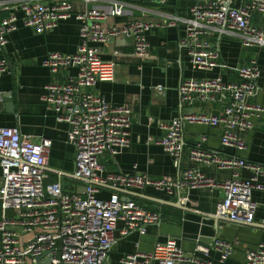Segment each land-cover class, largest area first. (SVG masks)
<instances>
[{
	"label": "built area",
	"instance_id": "1",
	"mask_svg": "<svg viewBox=\"0 0 264 264\" xmlns=\"http://www.w3.org/2000/svg\"><path fill=\"white\" fill-rule=\"evenodd\" d=\"M7 1L12 0H0ZM231 1L192 0L188 18L172 16L168 21V25L182 24L179 44L186 50L192 69L211 71L218 66V45L210 40L214 32L237 31L242 45L264 47V28L250 23L253 11L264 14V0H250L240 6H232ZM15 7L22 13L20 20L11 11L0 22V75L12 72L5 46L7 35L19 25L43 33L72 15L79 21L77 50L53 51L42 61L50 73L75 67L76 74L69 75L63 83H46L40 98L57 121L68 124L66 142L75 149L74 175L88 182L71 192L64 191L59 182L45 183L50 140L35 142L22 135L16 126H0V264H37V261L43 264L48 258V264H210L207 256L211 250L218 253L223 264L233 244L219 237L212 238L207 245L197 243L193 252H185L176 238L168 236L155 241L148 252L125 253L115 263L109 259L118 236L130 232L142 235L148 225L157 224L161 217L131 199L122 200L117 190H112L107 199L98 197L100 187L107 183L114 188L152 187L168 193L176 189L184 194L180 197L182 203L193 188L219 190L222 197L214 214L236 223L253 222L256 202L251 193L264 190V164L234 155H214L202 147L205 135L190 149V159L229 170L230 176L222 181L205 175L196 166L186 168L176 180L153 179L143 173L102 172L97 157H114L130 143L132 109L128 103L112 105L92 93L96 83L113 81L116 73V61L102 58L98 44L106 43L110 37L127 36L132 39L134 55L146 59L149 57L146 32L155 23L135 19L102 27L100 20L123 14L124 7L119 1H114L108 10L93 7L75 14L67 0L52 5L19 0ZM236 72L238 80L233 82L223 81L218 74L186 79L179 84L180 103L193 96L204 100L221 95L226 101L220 115L181 113L167 123H160L165 133L157 144L172 157L174 165L181 156L186 123L221 126V145L245 149L240 133L252 129V118L264 112L262 105L248 101L257 91L260 69L252 59ZM241 169L249 172L247 178L239 176ZM243 264H264V241L245 249Z\"/></svg>",
	"mask_w": 264,
	"mask_h": 264
},
{
	"label": "crops",
	"instance_id": "2",
	"mask_svg": "<svg viewBox=\"0 0 264 264\" xmlns=\"http://www.w3.org/2000/svg\"><path fill=\"white\" fill-rule=\"evenodd\" d=\"M42 4H56L62 0H33ZM73 14L90 8L110 9L114 1L123 4L120 16H108L99 23L107 28L128 20H147L155 23L146 32L149 43V57L137 58L133 53L132 39L127 36L110 37L106 43L98 44L102 58L116 61L113 81L98 82L91 88L92 93L102 96L112 105L128 103L131 106V122L128 128L130 143L114 157L99 155L98 163L104 174L122 172L143 173L153 179L176 180L182 172L192 166L198 167L205 175L218 181L230 176V171L214 165L200 164L190 159V149L205 135L202 147L217 156H237L245 160L264 164V112L253 117V128L240 133L245 149L236 150L221 145V126L186 123L182 130V152L177 165L164 152L157 141L165 130L160 123H167L181 113L206 112L220 115L225 106V97L200 99L193 96L180 103L178 86L190 78L220 75L223 81H237L238 67L254 59L260 69L257 91L248 98L254 104L264 107V47L244 46L239 32L212 33L210 40L218 45L220 58L217 67L211 71L192 69L186 50L179 44L183 26L168 25L172 16L181 19L190 16L192 0H67ZM250 0H232V6H240ZM19 0L0 2V22L14 11L20 20L21 11L15 9ZM250 23L264 28V14L252 12ZM80 43L79 21L74 15L62 19L50 31L38 33L32 27L22 26L7 35L5 56L11 73L0 75V126H16L22 135L32 141L50 140V148L45 165V183L59 182L64 191L80 189L83 179L74 175L75 149L66 142L68 124L57 121L54 113L47 110L41 101L44 85L48 82L63 83L77 69L69 67L50 73L42 61L50 52L74 53ZM117 51L114 55L113 52ZM161 87V89H158ZM239 176L247 178L249 172L239 171ZM1 177V168H0ZM263 180V179H262ZM114 187L110 183L100 187L98 197L107 199ZM120 198L131 199L139 205L160 214L157 224L148 225L142 235L130 232L118 236L117 244L109 254L115 263L125 253L148 252L155 241H163L171 236L177 239L185 252H193L197 243L209 244L219 237L232 242L230 256L223 264H243L244 251L254 248L264 241V190H253L256 210L251 223H236L216 216L215 205L222 197L219 190L197 187L189 190L184 203V195L178 190L168 193L152 187L141 189L118 188ZM200 256V254H197ZM210 264H222L219 255L211 250L207 256Z\"/></svg>",
	"mask_w": 264,
	"mask_h": 264
},
{
	"label": "water",
	"instance_id": "3",
	"mask_svg": "<svg viewBox=\"0 0 264 264\" xmlns=\"http://www.w3.org/2000/svg\"><path fill=\"white\" fill-rule=\"evenodd\" d=\"M82 181H84L85 183H87L88 182V180H86V179H83ZM114 190H119L118 188H113ZM123 200V199H122ZM48 262H49V258H48V260L45 262V263H43V264H48ZM37 264H42V263H40L39 261H37Z\"/></svg>",
	"mask_w": 264,
	"mask_h": 264
}]
</instances>
